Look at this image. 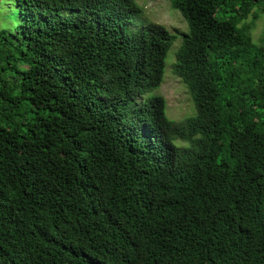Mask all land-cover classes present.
<instances>
[{"label":"trees","instance_id":"1","mask_svg":"<svg viewBox=\"0 0 264 264\" xmlns=\"http://www.w3.org/2000/svg\"><path fill=\"white\" fill-rule=\"evenodd\" d=\"M169 2L188 25L182 122L148 95L176 35L134 28V0H17L0 30V264H264V0Z\"/></svg>","mask_w":264,"mask_h":264},{"label":"rangeland","instance_id":"2","mask_svg":"<svg viewBox=\"0 0 264 264\" xmlns=\"http://www.w3.org/2000/svg\"><path fill=\"white\" fill-rule=\"evenodd\" d=\"M140 12L134 14L133 27L143 24L157 23L163 25L176 35L165 59L163 81L160 86L148 95H161L166 102V116L174 121L182 122L196 113L195 105L190 97L187 85L173 73L176 53L182 45L188 25L181 13L174 9L169 0H134ZM251 18L248 20L250 22ZM22 21L17 8V0H0V30L14 31ZM251 35L255 43L264 41V13H260L254 22ZM178 146L187 145L181 140H175Z\"/></svg>","mask_w":264,"mask_h":264}]
</instances>
